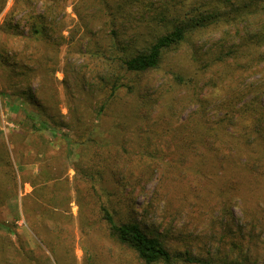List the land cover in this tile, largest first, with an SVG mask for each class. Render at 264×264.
Instances as JSON below:
<instances>
[{"label":"rangeland","instance_id":"1","mask_svg":"<svg viewBox=\"0 0 264 264\" xmlns=\"http://www.w3.org/2000/svg\"><path fill=\"white\" fill-rule=\"evenodd\" d=\"M12 4L13 0H7L0 22ZM67 11L75 17L72 5ZM218 37L216 30L196 34L163 62L165 70L181 68L188 76H195L197 67L212 61L206 55H210ZM193 49L196 53H192ZM260 50L264 51V47L254 52ZM63 63L64 60L55 77L59 109L67 120V100L61 84L65 77ZM167 72L157 69L142 76L150 94L156 96L162 85L169 86L172 76L171 71ZM199 74L195 87L176 85L177 109L168 122L157 119L146 126L145 131L136 132L128 121L129 125L114 129L113 148L109 153L103 147L96 150L102 155L107 153L111 169L124 184L120 198L115 194L106 196L101 189L100 201L110 210L120 207L121 213L125 211L124 201L132 203L134 209L130 210V215L145 231L164 239L174 254L173 264H228L230 259L260 264L264 260V175L256 176L249 166L264 164V120L258 123L261 134L243 129L244 135L237 143L220 134L215 146H221L224 139L230 148L217 150H210V144L205 141H188L191 136L183 135L187 128L181 123L198 108L197 103L183 101L194 88L203 99L204 110L212 122L223 117L225 109L220 104L230 98L231 92L246 94L243 101L258 98L264 107V61L229 58L224 64H211ZM209 75L213 79H208ZM4 82L0 75V85ZM162 108H154L150 117L163 115ZM20 118L0 103V194L6 188L11 191V196L0 203V223L17 232L16 245L22 243L15 262L143 264L132 251L106 235L105 224L99 218V200L84 176L100 159L93 152L84 154V147L78 143L82 132H73L74 141L67 146L59 134L54 136L47 130L31 132L22 128L17 123ZM239 122L238 127H242L240 119ZM101 161L98 168L103 165ZM46 166L52 169L55 181L50 183V190L38 196V187L23 181L37 178L35 176ZM81 166L85 167L84 171ZM4 169L13 171L14 179L8 183ZM92 170L96 177V170ZM109 189L116 191L113 187ZM42 207L50 211L47 217L40 219ZM84 212L93 216V221H89L93 222L91 229L86 227ZM250 219L256 223L252 236L260 239H249L245 228ZM240 229L245 231L243 243L238 238ZM12 238L16 239L14 235ZM9 256L12 258L11 253ZM187 256L194 260L187 261Z\"/></svg>","mask_w":264,"mask_h":264},{"label":"trees","instance_id":"2","mask_svg":"<svg viewBox=\"0 0 264 264\" xmlns=\"http://www.w3.org/2000/svg\"><path fill=\"white\" fill-rule=\"evenodd\" d=\"M74 1L13 0L0 22V75L5 81L3 86L0 85V103L21 116L17 123L22 128L31 132L47 130L54 136L59 134L67 146L74 141L73 132H82L78 143L84 147V154L93 152L100 159L84 172V176L99 200V218L105 224L106 235L132 251L143 264H173L174 254L164 239L145 231L130 215V210L134 209L132 203L124 201L125 211L121 213L120 207L110 210L100 201L101 189L106 196L115 194L119 197L124 184L118 173L111 169L107 153L102 155L96 150L103 147L109 153L113 148L114 129L129 125L128 121L136 132L145 131L146 126L157 119L168 122L177 109L176 85L195 87L197 75L211 64H224L229 58L264 61V51L254 52L264 47V0ZM6 2L0 0V13ZM69 5H72L75 17L69 15ZM210 30L219 32L214 48L206 55L212 61L197 67L195 76H188L181 68L167 69L172 76L169 86L162 85L156 96L150 94L142 76L157 69L167 72L163 62L182 49L179 46L196 34ZM64 31L68 33L64 34ZM63 48L65 53L61 57ZM62 60L65 77L61 84L67 100V120L59 109L55 77ZM207 78L213 79L211 75ZM122 93L124 95H120ZM243 95L246 94L231 92L230 98L220 104L225 109L223 117L212 122L204 110L203 99L199 98L195 88L192 89L183 101L197 103L198 108L181 123L187 128L183 135L191 136L188 141H205L210 144V150H217L230 148L224 139L221 146H215L220 141V134L227 135L228 141L235 143L244 135L243 129L261 134L258 123L264 120V107L258 98L243 101ZM158 106L164 107L165 113L152 119L151 111ZM239 119L243 128L238 127ZM102 126L108 128L102 129ZM91 159L93 157H89ZM99 161L103 163L101 168H98ZM263 166L256 164L249 168L255 175H264ZM81 169L84 171L85 167L81 166ZM92 169L96 170V177ZM4 174L6 183L14 179L12 170L4 169ZM35 177L23 183L29 182L34 188L36 185L38 196L40 192L50 190V183L55 181L52 169L47 166ZM108 184L116 191L112 193ZM10 196L11 191L4 189L0 203ZM48 210L42 207L40 219L48 216ZM83 214L86 227L91 229L93 222L89 221H93V216L87 212ZM8 227L0 223V264H18L14 257L21 253L22 243L16 245L19 242L17 232ZM255 227L256 223L250 219L245 228L249 239H260L252 236ZM243 232V229L238 232L242 243ZM10 253L12 258L7 257ZM186 260L194 259L187 256ZM228 264L257 262L230 259ZM260 264H264V260Z\"/></svg>","mask_w":264,"mask_h":264}]
</instances>
